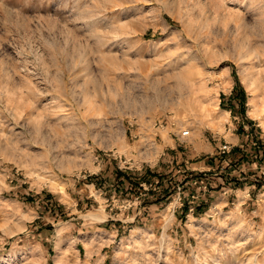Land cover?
<instances>
[{
	"label": "rangeland",
	"instance_id": "1",
	"mask_svg": "<svg viewBox=\"0 0 264 264\" xmlns=\"http://www.w3.org/2000/svg\"><path fill=\"white\" fill-rule=\"evenodd\" d=\"M0 264H264V0H0Z\"/></svg>",
	"mask_w": 264,
	"mask_h": 264
}]
</instances>
